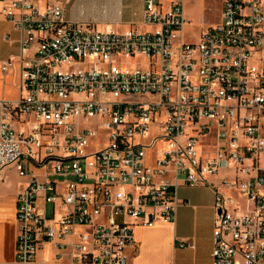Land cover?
<instances>
[{
    "label": "built area",
    "instance_id": "obj_1",
    "mask_svg": "<svg viewBox=\"0 0 264 264\" xmlns=\"http://www.w3.org/2000/svg\"><path fill=\"white\" fill-rule=\"evenodd\" d=\"M70 1L0 0L20 33L0 61L19 69L18 96L0 98V184L10 165L27 178L0 264H36L47 242L73 263L134 264V227L175 222L183 184L215 193L212 264H264V0H223L194 42L186 0H145L147 27L124 30L66 19Z\"/></svg>",
    "mask_w": 264,
    "mask_h": 264
},
{
    "label": "crops",
    "instance_id": "obj_2",
    "mask_svg": "<svg viewBox=\"0 0 264 264\" xmlns=\"http://www.w3.org/2000/svg\"><path fill=\"white\" fill-rule=\"evenodd\" d=\"M203 1L186 0L185 12L188 19L190 16L195 15L193 2L198 4L203 3ZM46 2L47 0H39L41 6H45ZM2 6L3 4L0 2V27L5 31V39L6 35H9V39L6 40L18 43V50L11 52L10 55L17 54L20 51V33L14 27L13 22L2 12ZM144 7L145 0H71L65 5L64 16L68 20L93 24L100 30L110 27L124 30L132 25L146 28L147 25L142 22ZM13 34H17V36L13 38ZM13 86L19 91L18 66L13 68L8 74L0 73V91L2 90L6 93ZM219 177H215L217 182H219ZM179 197L187 200L188 203L179 206L175 222L158 221L153 226L139 224L134 227L138 246L136 249L130 248L128 250L132 263L212 264L211 253L214 245L213 231L216 218V209L214 207L215 193L210 187L201 185L200 190H194L187 193L186 196L179 195ZM13 209L15 217V199ZM8 215L6 210L1 209L0 216L7 217H0V224L8 222ZM16 237L17 222L14 239L7 248L8 253L0 257V260L15 259ZM1 238L2 235L0 234V240ZM182 240L194 242L195 247L189 245L179 246L178 243ZM36 264L78 263H73L69 252H64L59 256L58 249L52 243L47 242L37 251ZM238 264H242V262L239 260Z\"/></svg>",
    "mask_w": 264,
    "mask_h": 264
},
{
    "label": "rangeland",
    "instance_id": "obj_3",
    "mask_svg": "<svg viewBox=\"0 0 264 264\" xmlns=\"http://www.w3.org/2000/svg\"><path fill=\"white\" fill-rule=\"evenodd\" d=\"M195 9V15L190 16L185 27H184V38L188 42H194L198 40L200 32L210 24L218 22L221 18V12L223 8L222 0H204L203 3L193 2ZM4 29L0 27V60L8 58L11 52H16L18 50V43L11 40H6L4 38ZM13 34V38L16 37ZM3 71L0 68V73ZM19 94V91L16 87H12L11 90L4 93L0 91V98H16ZM103 137H100V141ZM96 146H92L90 149H95ZM261 164L264 165V152L260 156ZM227 172V173H226ZM228 175V171L221 170L219 176L222 177ZM4 181L0 184V212L6 210L8 215V222L0 224V234L2 238L0 240V257H3L8 253L7 248L10 246L11 242L14 239L16 222L14 217V199L17 192V189L21 187L25 178L18 174V171L14 165L8 166L4 170ZM54 179H62V177L51 175ZM201 185L198 186H189V185H180L178 188V195L186 196L187 193L200 190ZM239 201L242 203V206H245L244 197L239 195ZM2 218L7 216H0Z\"/></svg>",
    "mask_w": 264,
    "mask_h": 264
}]
</instances>
